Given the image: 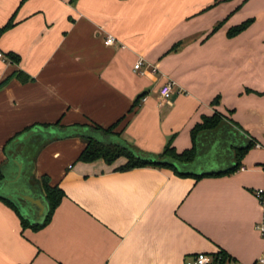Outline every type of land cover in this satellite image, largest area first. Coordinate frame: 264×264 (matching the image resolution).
Masks as SVG:
<instances>
[{
  "label": "crops",
  "instance_id": "1",
  "mask_svg": "<svg viewBox=\"0 0 264 264\" xmlns=\"http://www.w3.org/2000/svg\"><path fill=\"white\" fill-rule=\"evenodd\" d=\"M13 16L0 38V83L15 72L29 78L0 89V165L6 173L13 158L35 160L21 190L45 197L31 182L48 175L66 195L38 231L24 229L0 199V264H184L222 250L255 264L264 254L256 227L264 226V0H0V27ZM247 19L246 30L228 35ZM170 80L164 101L160 88ZM216 112L225 122L199 137L184 171L226 170L235 147L256 140L260 147L230 175L121 170L125 157L78 160L88 136L107 139L91 126H115L145 152L169 141L181 152L192 146V128ZM57 122L52 135L13 142L12 157L5 153L28 127Z\"/></svg>",
  "mask_w": 264,
  "mask_h": 264
},
{
  "label": "trees",
  "instance_id": "2",
  "mask_svg": "<svg viewBox=\"0 0 264 264\" xmlns=\"http://www.w3.org/2000/svg\"><path fill=\"white\" fill-rule=\"evenodd\" d=\"M252 23H253V19H248L236 26L231 27L228 32V35L230 37H234L239 33L243 32L244 30H246ZM13 26H14V16L4 26L0 27V38L6 31H8ZM177 48L178 45L174 46L172 50H176ZM8 57L15 62L20 61V56L12 52L8 53ZM15 76L20 77L24 81L28 80L29 78L27 75H22L20 72H15L0 83V89L3 88L5 85H7L11 81V79H13ZM225 120L226 117L218 112L214 113L211 116H203L202 121L197 123L191 130L192 146L190 148L179 152L173 146L172 142L169 141L165 146V148L163 149V151L160 153L145 152L139 149L138 147L128 143L126 140H123L121 138V134L119 132L113 131L115 126H111L109 128H103L101 126L94 125L91 126V128L100 131L101 134H103L107 139L100 140L98 138H92L91 136L85 135L88 136V138H90V142L81 152L78 160L84 162H94L98 159H104L107 163L112 164L118 158L125 157L127 158V162L120 167L121 170H129L136 167H147V166L166 167L173 169L177 174L181 176H195L197 179L207 176L230 175L241 167L242 160L245 157V155L249 152V150H251L253 147L257 145L256 140L251 139L248 140L246 145L235 147L234 149L235 163L226 170L217 171V172H207L202 174H193L184 171V166L194 162L198 156L199 137L203 133L211 132L218 129L225 122ZM36 125H32L28 127L25 131L18 133L15 137L11 138L7 142L4 149H5V153L9 158L12 157L11 144L13 143L14 139L20 136L21 134L31 130ZM41 126L45 128L62 127L59 124V122L55 124H42ZM113 136L115 138H113ZM33 152L34 153L36 152L35 155L37 154V150L35 151L33 150ZM29 162H30V166L29 165L28 166L33 168L35 160H29ZM4 178H5L4 165H0V181L3 180ZM31 187L42 191L49 205L48 214L44 219V221L41 223H32L30 220L23 217L19 208L12 200L8 198H3L1 196L0 199L5 204H7L16 211V213L19 215L21 219L22 226L24 229L31 228L35 231H38L44 228L45 226H47L51 222L56 209L62 202L66 193L63 190V188H61L59 185H52L51 179L48 175H43L39 178H33V181L31 182ZM219 252L223 256V259L228 260L231 258V256L224 250Z\"/></svg>",
  "mask_w": 264,
  "mask_h": 264
},
{
  "label": "water",
  "instance_id": "3",
  "mask_svg": "<svg viewBox=\"0 0 264 264\" xmlns=\"http://www.w3.org/2000/svg\"><path fill=\"white\" fill-rule=\"evenodd\" d=\"M55 132L56 131L54 129H47L42 126H35L31 130L16 137L13 142H26L35 134L41 133L52 135ZM12 160V162L18 167V174L15 179H8L5 173V178L0 181V196L12 200L19 208L22 216L30 220L32 223H41L44 221L49 211V205L45 197H36L28 192H25L24 190H21L23 188L19 187H10L6 191L3 190L6 186V183L17 181L22 178L23 171L25 168L24 166H26L24 165V161L20 157L13 158ZM24 202L26 203V205L29 204L32 207V209L34 210V215L30 214V211L29 209H27Z\"/></svg>",
  "mask_w": 264,
  "mask_h": 264
},
{
  "label": "built area",
  "instance_id": "4",
  "mask_svg": "<svg viewBox=\"0 0 264 264\" xmlns=\"http://www.w3.org/2000/svg\"><path fill=\"white\" fill-rule=\"evenodd\" d=\"M107 44H113L115 42V38L113 36H110L106 40ZM3 54L0 52V57ZM142 66V61H139L135 67L136 69H139ZM175 82L174 81H168L160 88V95L161 98L164 101L170 100L173 92H174ZM258 147H260V144H257ZM257 195L262 199L264 197V189H259L257 191ZM257 229L262 233L264 236V226L263 225H257ZM184 264H238L237 261L234 259H223V256L220 254V252L216 253H209V252H198L194 254L193 256H190L186 258ZM255 264H264V254H262Z\"/></svg>",
  "mask_w": 264,
  "mask_h": 264
},
{
  "label": "rangeland",
  "instance_id": "5",
  "mask_svg": "<svg viewBox=\"0 0 264 264\" xmlns=\"http://www.w3.org/2000/svg\"><path fill=\"white\" fill-rule=\"evenodd\" d=\"M248 20V19H247ZM246 21V20H245ZM224 153H223V150L222 149H219V150H216L215 153H214V160L218 161L217 159H222ZM211 159V158H210ZM8 168V169H7ZM6 169V175L8 177V179H15L17 177V174H18V167L16 166H9L7 167ZM33 170H35V168H32ZM32 169L26 165L24 171H23V176L21 179L17 180V181H13V182H10V183H6V186L4 187V191H6L7 189H9L10 187H19V188H24L27 186H30L29 184H26V181H25V176L29 173H31Z\"/></svg>",
  "mask_w": 264,
  "mask_h": 264
}]
</instances>
